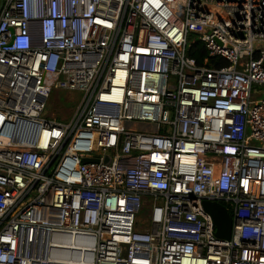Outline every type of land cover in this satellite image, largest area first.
I'll return each mask as SVG.
<instances>
[{"label": "built area", "instance_id": "built-area-1", "mask_svg": "<svg viewBox=\"0 0 264 264\" xmlns=\"http://www.w3.org/2000/svg\"><path fill=\"white\" fill-rule=\"evenodd\" d=\"M0 264H264V0H0Z\"/></svg>", "mask_w": 264, "mask_h": 264}, {"label": "rangeland", "instance_id": "rangeland-1", "mask_svg": "<svg viewBox=\"0 0 264 264\" xmlns=\"http://www.w3.org/2000/svg\"><path fill=\"white\" fill-rule=\"evenodd\" d=\"M198 40L197 34L189 33L188 42ZM82 94L77 90H55L51 93L43 117L54 118L58 121L68 122L81 99ZM53 168V167H52ZM146 205L141 215L146 213Z\"/></svg>", "mask_w": 264, "mask_h": 264}, {"label": "water", "instance_id": "water-1", "mask_svg": "<svg viewBox=\"0 0 264 264\" xmlns=\"http://www.w3.org/2000/svg\"><path fill=\"white\" fill-rule=\"evenodd\" d=\"M90 159L84 158L87 162ZM203 209L209 213L215 225V235L219 238L228 239L231 234L232 219L225 207L215 201L204 200L202 202Z\"/></svg>", "mask_w": 264, "mask_h": 264}, {"label": "trees", "instance_id": "trees-1", "mask_svg": "<svg viewBox=\"0 0 264 264\" xmlns=\"http://www.w3.org/2000/svg\"><path fill=\"white\" fill-rule=\"evenodd\" d=\"M188 56L195 59L198 65H207L214 67L227 66L228 62L222 57L214 56L210 57L207 54V51L203 43L199 40H194L191 42L190 46L187 49Z\"/></svg>", "mask_w": 264, "mask_h": 264}, {"label": "bare ground", "instance_id": "bare-ground-1", "mask_svg": "<svg viewBox=\"0 0 264 264\" xmlns=\"http://www.w3.org/2000/svg\"><path fill=\"white\" fill-rule=\"evenodd\" d=\"M83 136H84V134L79 133V134L77 135V137H76V138H77L76 141H78V142L80 143V139H83ZM87 137H89L90 139L92 138L91 136H88V135H87ZM85 146H86V145H82V144L79 145L80 148H84ZM91 146H92V145H91Z\"/></svg>", "mask_w": 264, "mask_h": 264}, {"label": "clouds", "instance_id": "clouds-1", "mask_svg": "<svg viewBox=\"0 0 264 264\" xmlns=\"http://www.w3.org/2000/svg\"><path fill=\"white\" fill-rule=\"evenodd\" d=\"M49 29H50V30L52 29V28H51V26H50V28H49Z\"/></svg>", "mask_w": 264, "mask_h": 264}]
</instances>
